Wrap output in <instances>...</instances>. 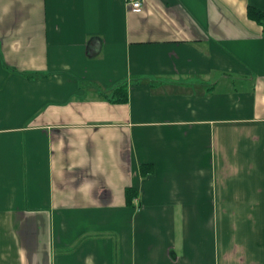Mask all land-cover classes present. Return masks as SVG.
<instances>
[{"label": "crops", "instance_id": "obj_1", "mask_svg": "<svg viewBox=\"0 0 264 264\" xmlns=\"http://www.w3.org/2000/svg\"><path fill=\"white\" fill-rule=\"evenodd\" d=\"M133 1L0 0V264H264V0Z\"/></svg>", "mask_w": 264, "mask_h": 264}, {"label": "trees", "instance_id": "obj_2", "mask_svg": "<svg viewBox=\"0 0 264 264\" xmlns=\"http://www.w3.org/2000/svg\"><path fill=\"white\" fill-rule=\"evenodd\" d=\"M248 16L250 19L264 26V9L254 5H249ZM127 99H128V91L126 89V85H120L114 89L110 100L114 103H123L126 102ZM150 171H151L150 166H145L142 168L143 174H147ZM135 196H136V191L133 189H128L127 199L129 203L131 202L132 198Z\"/></svg>", "mask_w": 264, "mask_h": 264}, {"label": "built area", "instance_id": "obj_3", "mask_svg": "<svg viewBox=\"0 0 264 264\" xmlns=\"http://www.w3.org/2000/svg\"><path fill=\"white\" fill-rule=\"evenodd\" d=\"M132 6L135 9H140L142 6V1L141 0H135L132 2Z\"/></svg>", "mask_w": 264, "mask_h": 264}, {"label": "rangeland", "instance_id": "obj_4", "mask_svg": "<svg viewBox=\"0 0 264 264\" xmlns=\"http://www.w3.org/2000/svg\"><path fill=\"white\" fill-rule=\"evenodd\" d=\"M220 91H222V90H218V92H220ZM228 92L232 93V92H234V90H228Z\"/></svg>", "mask_w": 264, "mask_h": 264}]
</instances>
